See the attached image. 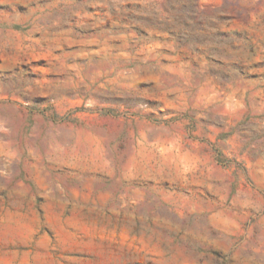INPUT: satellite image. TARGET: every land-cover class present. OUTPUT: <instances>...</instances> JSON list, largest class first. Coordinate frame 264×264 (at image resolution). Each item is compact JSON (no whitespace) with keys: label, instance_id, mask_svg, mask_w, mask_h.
Returning <instances> with one entry per match:
<instances>
[{"label":"rangeland","instance_id":"374dc122","mask_svg":"<svg viewBox=\"0 0 264 264\" xmlns=\"http://www.w3.org/2000/svg\"><path fill=\"white\" fill-rule=\"evenodd\" d=\"M0 264H264V0H0Z\"/></svg>","mask_w":264,"mask_h":264}]
</instances>
